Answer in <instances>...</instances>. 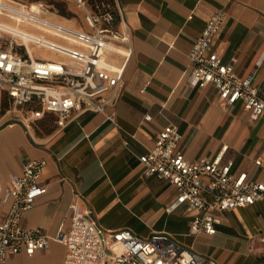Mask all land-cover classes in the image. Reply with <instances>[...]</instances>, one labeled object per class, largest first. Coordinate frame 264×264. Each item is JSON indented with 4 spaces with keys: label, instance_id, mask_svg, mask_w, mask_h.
<instances>
[{
    "label": "crops",
    "instance_id": "0c3cea01",
    "mask_svg": "<svg viewBox=\"0 0 264 264\" xmlns=\"http://www.w3.org/2000/svg\"><path fill=\"white\" fill-rule=\"evenodd\" d=\"M119 3L131 37L132 54L124 70L122 92L114 105L108 106L105 113L76 114L63 128L56 127L52 115L29 130L19 123L0 120L2 193L10 177L21 174L25 161L46 160L39 181L47 191L24 211L21 225L25 229H41L48 247L31 256L20 252L7 259L6 264L37 262L54 251L58 255L56 264H62L65 246L55 238L68 229L74 202L90 211L92 219L104 230L129 229L143 238L166 233L181 244L172 233L155 224L161 214L181 212L166 211L174 200L173 188L155 176L143 177L138 161V156L153 146L156 134L167 125L177 126L181 135L177 149L187 161L212 158L222 146H227L224 159L233 162V170L247 171L252 180L264 183V126H259L264 116L251 118L240 103L226 108L212 85L190 88L187 82L192 44L208 18L222 10L224 19L209 50L231 62L237 76L249 77L260 92L264 91V0ZM107 115H112L113 120ZM146 115L150 120H145ZM255 160L260 161L259 166L254 165ZM119 206L137 219L149 215L143 220L150 227L147 234L105 219L110 210ZM184 219L185 234L189 235V218ZM218 219L213 236L198 234L195 244L184 242V247L217 264H263L264 254L253 255L248 249L211 254L197 243L219 235L233 238L240 246L251 240L263 244L260 238L264 236V202L225 211Z\"/></svg>",
    "mask_w": 264,
    "mask_h": 264
},
{
    "label": "built area",
    "instance_id": "2783aa9c",
    "mask_svg": "<svg viewBox=\"0 0 264 264\" xmlns=\"http://www.w3.org/2000/svg\"><path fill=\"white\" fill-rule=\"evenodd\" d=\"M0 1L1 15L25 32L24 38L0 30V120L29 130L52 115L56 127L63 128L76 114L105 113L116 103L132 54L119 0ZM54 4L73 7V24L58 21ZM223 19L222 10L214 12L195 38L188 85H212L226 108L240 103L251 118L264 116V91L249 77L237 76L231 62L209 50ZM180 138L177 126H164L138 161L143 177L155 176L173 188L174 200L166 211L187 215L189 235L213 236L219 214L264 202V183L252 180L247 171H234L233 162L224 159L227 146L212 158L187 161L177 149ZM45 165V159L25 161L5 192L0 189V264L20 252L31 256L48 247L41 229L21 225L24 211L47 191L39 181ZM70 209L68 229L55 238L65 246L62 264H217L166 233L143 238L129 229L104 230L77 202ZM260 242L264 244V236Z\"/></svg>",
    "mask_w": 264,
    "mask_h": 264
},
{
    "label": "rangeland",
    "instance_id": "374dc122",
    "mask_svg": "<svg viewBox=\"0 0 264 264\" xmlns=\"http://www.w3.org/2000/svg\"><path fill=\"white\" fill-rule=\"evenodd\" d=\"M60 9L64 11V14L60 15L64 17L65 19H71L72 17H77L76 15L72 14L71 10L74 11L72 6H69L68 8L63 6V4H60ZM2 21L9 20L4 15H1L0 17ZM63 18L58 19L61 23L64 24H73L72 21L65 20ZM259 126H264V119L259 122ZM143 215V214H142ZM148 216H140L139 219L136 217H132L128 214V211L124 209L122 206H119L117 208H114L113 210H110L108 215H106L105 219L111 223H115L117 225H129L133 228H135L139 233L141 234H147L150 227L143 222V220L146 221ZM187 217V215L182 214L179 211L174 212L173 214L166 215L161 214L160 217L156 220V228H163L166 231L172 233L177 240L181 241V244L184 246L185 243H191L193 242L195 244V236L187 235L185 234L187 232V229L185 227L184 218ZM151 224V222H150ZM200 243H197V245H200L203 249H206L208 253L211 254H219L225 252V249H238V250H247L252 253L253 255H260L264 254V244H258L254 240H251L250 243L247 244L241 243V246L234 242L233 238H220L219 235L214 240H208V239H201ZM245 246H244V245ZM248 247V248H247ZM58 260L57 252L54 251L44 259H41L37 262L31 261V260H25L20 261L15 264H56ZM264 263V260H263Z\"/></svg>",
    "mask_w": 264,
    "mask_h": 264
},
{
    "label": "bare ground",
    "instance_id": "6f19581e",
    "mask_svg": "<svg viewBox=\"0 0 264 264\" xmlns=\"http://www.w3.org/2000/svg\"><path fill=\"white\" fill-rule=\"evenodd\" d=\"M0 3H1V1H0ZM2 6L0 4V9H1ZM1 12L2 11L0 10V17H1ZM23 29L24 28H22L20 26L12 24V21H10V20L2 21V19L0 18V30L1 31L19 34V36H23L24 37V33L25 32H24Z\"/></svg>",
    "mask_w": 264,
    "mask_h": 264
},
{
    "label": "trees",
    "instance_id": "16d2710c",
    "mask_svg": "<svg viewBox=\"0 0 264 264\" xmlns=\"http://www.w3.org/2000/svg\"><path fill=\"white\" fill-rule=\"evenodd\" d=\"M54 6L58 9L60 15L64 14V11L60 9V4H54Z\"/></svg>",
    "mask_w": 264,
    "mask_h": 264
}]
</instances>
